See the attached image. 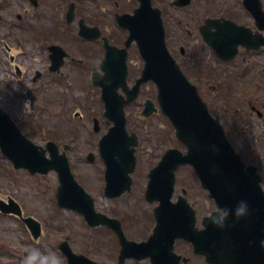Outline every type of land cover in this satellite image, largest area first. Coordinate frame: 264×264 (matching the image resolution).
Masks as SVG:
<instances>
[{"label": "flooded vegetation", "instance_id": "flooded-vegetation-1", "mask_svg": "<svg viewBox=\"0 0 264 264\" xmlns=\"http://www.w3.org/2000/svg\"><path fill=\"white\" fill-rule=\"evenodd\" d=\"M58 2L57 8L47 16L42 8L44 3L51 5V1L0 0V27L5 25L3 37H0L4 54L0 105L33 140L42 136V108L51 109L50 119L56 120L52 124L56 131L54 139L61 140L65 134L57 129L60 117L67 120L75 103L74 93L89 88L90 77L98 65L91 61L92 56L105 53L102 39L97 40L101 51L98 52L91 42L79 36L82 22L100 29L103 25L102 20L90 19L87 0ZM28 6L36 12L32 21L26 13ZM137 6L135 1L133 9ZM15 7L24 13L14 14L11 23L5 22L4 12ZM72 7L75 17L69 21ZM172 9L181 12V65L188 71L185 63L189 62L193 68L191 61L195 62L197 75L193 82L199 93L212 114L220 117L231 142L246 163L260 169L264 186V153L261 150L264 147V0H194L189 6ZM209 20L216 26H211L212 31L207 35L215 33V41L218 35H233L232 42L243 43L232 60L223 61L203 39L202 31H207ZM225 27L243 28L242 37ZM120 39L117 32V38L112 37L113 44H118ZM23 93H30V106L36 112L33 117H26L21 113L23 110L20 111L28 100ZM17 110L18 113H14ZM76 148L71 146L70 153ZM117 250L119 254L121 246ZM191 250L189 245L188 252ZM183 255L182 264H194L196 259L204 261L202 256ZM122 264L153 263L150 259L130 258Z\"/></svg>", "mask_w": 264, "mask_h": 264}, {"label": "water", "instance_id": "water-1", "mask_svg": "<svg viewBox=\"0 0 264 264\" xmlns=\"http://www.w3.org/2000/svg\"><path fill=\"white\" fill-rule=\"evenodd\" d=\"M148 16L149 14L143 13L141 17L138 14L132 19L136 21L133 23L134 29L131 28L130 40L134 36L138 38L147 60L144 78H153L158 82L163 109L174 122L179 138L188 148L186 155L178 150L168 151L162 163L151 174L147 199L161 201L163 218L158 219L157 229L163 232L159 239L163 237L169 240L166 246H170V253L176 238L190 240L196 244V252L206 254L208 261L213 264H238V261L240 264H264V194L260 189L259 179L254 175L255 169L245 168L225 137L219 122L208 114L207 107L196 90L185 81L178 67L174 65L165 47L160 17L151 15L147 23ZM107 102L109 115L114 118L115 126L101 140L100 148L107 163V194L117 197L130 190L129 174L134 171L136 164L131 146L135 143L126 131L123 112L125 103L115 105L112 101ZM3 118L6 116L0 114V145L15 166L43 173L57 166L61 174L58 193L60 206L79 210L92 225L107 222L106 218L95 215L92 198L72 181L66 158L58 163L54 159L48 160L43 153L32 151V144L22 136L15 132L7 136L13 126L9 121L1 122ZM185 164L196 168L204 186L212 190L219 207L228 213L224 220H217L222 223V227L219 223L214 225L209 220L205 221L206 229L213 231L215 236L214 241H211L209 238L212 236L206 235L201 243L202 248L196 242L199 236L196 234L195 216L186 200L180 198L177 204L171 202L175 172L180 165ZM238 201L247 202L248 205L247 214L240 218L235 215ZM250 201H260L263 207L261 216H253L255 211ZM252 239L253 244H250L248 240ZM148 246L149 244H143L138 248ZM235 248L242 251L238 261L230 255L235 254ZM65 251L72 262L78 264V260H83L87 264H95L84 257L73 255L69 248ZM167 252L168 248L164 254Z\"/></svg>", "mask_w": 264, "mask_h": 264}, {"label": "rangeland", "instance_id": "rangeland-1", "mask_svg": "<svg viewBox=\"0 0 264 264\" xmlns=\"http://www.w3.org/2000/svg\"><path fill=\"white\" fill-rule=\"evenodd\" d=\"M51 1V5L44 3L42 13H53L57 8L58 0H46ZM104 3L105 0H87L88 10L90 12V19L93 21L102 20L103 25L101 28L106 34H110L112 37L117 38V30L114 25L109 23L105 18H101L102 15L96 10V3ZM171 0H157L161 4V7H165ZM127 2V0H124ZM122 2V3H124ZM129 4V2L127 3ZM157 5V4H156ZM95 6V7H94ZM108 6V4H107ZM126 6V5H125ZM158 6V5H157ZM109 9L112 8L108 6ZM28 18L32 21L35 17V11H31L29 6L25 7ZM23 14L19 8H13V10H7L4 12V20L7 23H11L15 17L14 14ZM172 13H174L172 11ZM181 13H174L173 15L180 16ZM47 22V21H46ZM106 23V26H104ZM168 31V45L171 48V52H175L178 56L179 52V25L174 23L170 18L165 22ZM5 26V25H4ZM4 26L0 27V37H3ZM122 37V36H121ZM125 39V36H123ZM120 45V44H119ZM197 44H194V46ZM96 51L101 52L99 47L94 44ZM102 54L92 56L91 61L94 63H100L103 59ZM4 54L0 46V76L2 77ZM102 58V59H101ZM189 74L193 79L196 78L197 69L195 62L191 67L189 62L185 63ZM142 67V61L140 60L135 48L130 50L129 54V69H130V82H134L135 77L139 76V72ZM132 77V78H131ZM145 96L139 101L140 106L147 97L156 100V87L153 84H149L144 87ZM91 92V89L89 90ZM97 92V91H96ZM30 97V93H26ZM23 93L24 96H26ZM82 97H86L85 100ZM75 98L80 101L75 102L73 111L79 108L82 110L83 115H89L88 119L84 122H77V124L71 125L69 122L63 123L62 117L59 119L57 129L62 131L65 135L62 136V140L69 143L67 134L71 132L70 138L75 136L74 130L76 129V151L69 153V158L72 162L74 173L78 181L85 187L96 202V208L99 212L105 213L111 217L121 218L125 225L126 233L136 240H143L142 237L148 236L149 228L152 226L153 209L156 206L149 205L145 201L144 193L147 184V175L150 169L157 165L159 159L163 153L169 148L175 147L174 132L168 120L163 115H155L149 121L139 123L137 119V107L127 111L128 114V126L137 133L139 136V145L137 147L138 166L135 174L133 175V190L131 193L124 195L123 197L110 200L104 196V165L100 158L96 160L94 164L87 163L86 151H95L98 154L97 141L101 135L106 133L104 124L100 135H95L93 132V118L99 117L103 113V104L99 101V95L95 98L87 97L81 92L75 93ZM25 105V104H24ZM27 109L22 106L21 110ZM141 109V108H140ZM139 109V110H140ZM51 109L45 112V119L50 123L56 122L55 118L50 119ZM56 108L53 110L55 111ZM138 110V111H139ZM17 110L14 113H18ZM22 113V112H21ZM24 116L30 117L29 114L23 113ZM54 127V125H53ZM68 128V132H66ZM55 131V130H54ZM56 132V131H55ZM39 145L45 146L48 142L44 138H38L35 140ZM264 153V147H261ZM180 183L176 189L175 198L182 194L183 190L187 191L188 200L194 206L198 213L199 224L201 219L215 210V205L209 200L208 194L202 190L199 182L195 179L193 172L190 168H185L180 171L178 175ZM58 188L57 175L54 172L49 173L46 176L34 175L26 170H14L11 167L10 162L4 157L0 150V198L8 200L9 197H13L18 201L25 212V216H33L38 219L42 225V236L38 241H34L27 232L26 228L14 216H6L0 219V240L4 244L3 251H0V264H21L14 263L15 259L21 254L18 259L21 260L24 253H27L30 248L35 247L40 250L42 254L56 253L60 258L61 264H67L65 257L62 255L59 245L70 238V244L73 250L78 254H84L91 259L97 261L99 264H111L115 260H112L113 254L117 250L116 241L113 240V235L105 228H91L83 220V217L77 213L59 209L56 205V191ZM141 223L144 229L136 224ZM178 249L187 250V245L181 243L178 245ZM194 262L198 264H205L204 261L196 259Z\"/></svg>", "mask_w": 264, "mask_h": 264}, {"label": "clouds", "instance_id": "clouds-1", "mask_svg": "<svg viewBox=\"0 0 264 264\" xmlns=\"http://www.w3.org/2000/svg\"><path fill=\"white\" fill-rule=\"evenodd\" d=\"M247 211V202H241L236 209L235 215L237 218H240L246 215ZM227 215V212H223V216L226 217ZM209 222L214 225L219 223L214 216L209 218ZM219 226L222 227V223H219ZM21 264H61V261L56 253L49 252V254H42L38 248L32 247L27 252V256L22 258Z\"/></svg>", "mask_w": 264, "mask_h": 264}]
</instances>
